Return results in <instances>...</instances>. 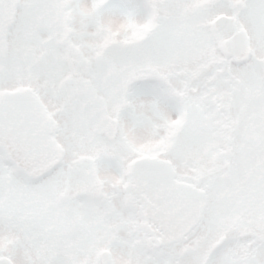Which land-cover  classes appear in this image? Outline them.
<instances>
[{
	"label": "flooded vegetation",
	"instance_id": "obj_1",
	"mask_svg": "<svg viewBox=\"0 0 264 264\" xmlns=\"http://www.w3.org/2000/svg\"><path fill=\"white\" fill-rule=\"evenodd\" d=\"M38 2L0 0V188L9 186L11 192H7L0 209L5 231L0 235V242L3 239L4 244L0 245V258L16 264L15 247L24 248L27 239L32 241L27 232L39 222L41 227L45 221L40 220L41 213L33 205L32 194L27 193L25 197L24 190L57 175L62 177L63 189L50 203L54 214L49 212L46 217L47 221H52L48 235L57 246L65 243L68 235L79 234L83 228H98V224L103 227L101 217L106 210L113 217H124L129 229L128 237L120 236L115 230L114 240L126 241L133 246L140 244L143 250L148 248L146 240L160 246L161 243L157 242L160 234H173L170 232L177 221L181 223L179 218L182 216L188 221L195 216L196 224L188 230L185 238H178L180 242L188 239L191 233L197 236L202 229L204 208L201 207L204 205L199 198L189 199L182 195L169 179L167 139L163 137L161 147L147 149L134 143L137 114L132 96L136 89L127 95V82L123 80L119 100L117 97L104 98L105 91L118 95L112 82L119 80L120 76L107 74L101 66V70L89 66L90 59L85 54L79 70L78 46L73 45L77 36L71 13L73 5L50 0L45 7L44 3ZM26 12L33 17L25 18ZM81 21L84 32L87 23ZM40 33L45 34L42 35L44 40L40 39ZM62 67L69 74L59 82L57 71ZM197 102L194 107L199 108ZM103 116L118 123L113 141L110 140L112 136L95 129ZM255 116L256 120L254 115H246L249 122L245 126L250 129L234 128L227 115H213L208 126V138L214 141V145L209 146L210 182H224L225 207L230 216L229 225L221 236L225 237L222 246H216L221 238L218 237L206 252L198 244L200 238L192 237L193 250L186 255L191 254L196 259L200 253L204 254L199 264H214L215 255H219L224 264H264V232L261 230L264 226V201L261 199L264 188V114ZM216 118L227 122L216 123ZM213 122L216 125H212ZM165 129L167 132L166 126ZM94 140L99 144H94ZM242 141L245 144L240 146ZM109 147H115L113 154L106 152ZM243 151L244 155H241ZM86 153L93 154L89 157L90 162L86 161ZM195 163L188 168L194 171L192 177L177 170L178 181L183 183V179H189L192 187L199 188L198 170L202 164L196 160ZM104 165L113 168L115 179L102 175ZM80 179L91 184L90 189L79 190L73 185ZM110 184L115 190L109 189ZM153 185L159 187L167 204L166 211L150 204L145 191L146 187L152 189ZM18 189L22 192L19 195ZM195 211L199 213L195 214ZM70 217L73 220H69ZM87 220L90 225L85 223ZM92 220H97L98 224L94 225ZM14 229L18 231L17 235ZM135 232L145 235L143 245L144 238L132 234ZM170 244H175V239H170ZM161 245L164 246V242ZM102 250L108 249L100 252ZM36 257V263L32 262L34 258H25V264H40L41 258ZM146 258L149 259L147 251ZM112 259L114 262V257ZM98 260L101 264L100 257ZM46 263L51 264V261L47 259Z\"/></svg>",
	"mask_w": 264,
	"mask_h": 264
},
{
	"label": "rangeland",
	"instance_id": "obj_2",
	"mask_svg": "<svg viewBox=\"0 0 264 264\" xmlns=\"http://www.w3.org/2000/svg\"><path fill=\"white\" fill-rule=\"evenodd\" d=\"M49 1L50 0H39L38 3H44L45 7H47ZM152 1L157 5V10H155L156 13L162 15L161 17H164V19L161 28H158L160 32L145 43L141 48V53H135V55L132 51H121L116 49L109 50L105 52L101 58H98L94 51L96 47L101 45V41L95 35L98 23L97 19H99L103 28L107 27L111 32L117 34V40H122L124 34L129 38L133 37L131 31L132 25L140 29L146 28L148 26L147 23L152 19L151 14L146 13L142 8H140L138 12L131 14L125 10L120 3L109 4V6L99 14L97 11L99 0H79L77 2L68 0V4L74 7L71 13L74 16L73 24L75 25L77 36L74 38L75 42H73V45L78 46L76 58H78L77 66L79 70L82 68L81 58L85 54L89 56V66L94 65L98 70H101L99 66L102 67V64H107L112 72H115L114 75L118 74L121 82L114 79L112 84L113 87L118 89L117 92L119 93L118 95H113L112 92L109 93L105 91L102 96L108 99L117 97L116 100H119L123 92V79L132 72L134 66H137L138 71L139 64L143 62H148L151 68H154V74H160V71L163 72L164 75L176 72V76H171L170 79L178 88L177 90L183 95L198 94L200 89L195 92H192V90H189L190 92L180 90L181 82L177 80L183 76L182 72L185 70H194L198 67L203 58H210L212 54H217V52H219V42L232 36L235 29L243 28L250 37L254 56L247 66L234 69L233 72L236 73L237 81L241 78L242 85L246 88V93L249 94L250 97L245 98L240 88L238 90L239 94L235 95L234 99L231 100V88L228 87V83L216 81L209 85V88H211L213 92H210L207 99H201V102L205 103V100H208L215 105L220 102L222 106L215 110L216 114H219L220 109H223V106L228 104L234 112L233 116L237 118L236 122H233V127L235 128L237 126L240 129H250L245 126L247 122H249L246 115L252 114L254 115V120H256L255 115L264 114V82L262 81L264 67V0H230L235 6L222 1L214 4L215 0ZM207 5H211L210 8L203 11L196 19L193 20L187 17L190 21L180 22L184 20V13L200 10ZM218 15H226L227 20L225 29L217 35L219 41L215 42L213 35L210 33V23L212 19ZM27 17L33 16L26 12L25 18ZM58 17L60 19L62 18L61 15H58ZM82 19L87 23V28L84 32L82 29ZM42 35L45 34L40 33V39L44 40L45 37ZM59 61L61 60L59 59ZM95 73H97V71ZM57 74L60 82L61 78L67 76L69 72L65 67H62L57 71ZM57 89L58 91L60 89L58 82ZM152 91L153 88L143 89L140 87L136 89L135 95L132 96L136 102L135 110L137 114L134 143L143 149L161 147L163 145V137L166 139L168 137V131H165V126L168 128V125H178L180 114L185 110L182 106L176 109L170 104L165 103L155 92L153 95ZM69 94L71 95V90H69ZM214 94H216V96H211ZM252 94L253 97L251 98ZM195 99L194 104H196L197 101L200 102L199 99ZM200 108L201 105H199V108L194 106L188 108V111H190L188 121L182 132L178 134L176 143L171 147L168 153V177L173 181L175 187L182 195L185 197L187 196L189 199L199 198L201 204L204 205V207H201L202 209L204 208V215L201 216L203 219L200 226L202 229L196 233L197 236L191 233L188 239H185L184 242H180L178 238H185L188 230L190 231L196 224L195 216H193L190 221L182 216L179 218L181 219V223L177 221L173 226L170 232H173V234L167 232H164V235L160 234L157 242L161 244L164 242V253L172 257L170 264H199L204 254L201 255L200 253L199 257L196 259H194L191 254L186 255L189 251L193 250V245L191 244L193 240L192 237L196 236L200 238L198 244L207 252L215 239L221 237L229 225L230 211H227L225 207L223 195V188L225 187L224 182L217 181L211 183L210 176H206L199 181V188H196L192 187L189 179H183V183L178 181V172H183L192 177L194 171L192 172V170H188V168L190 165L196 164L195 160L202 164L201 171L203 176H205L206 171L212 166L210 165L209 146L214 145V141L208 138L210 131L208 126L211 122L203 118L205 108ZM213 124H215V122H213L212 125ZM161 125L162 127H160ZM251 129H256V127H251ZM254 137L257 138V135H254ZM94 144H99V142L94 140ZM167 144L168 143H166V145ZM242 144H245V142L242 141L239 145L242 146ZM114 149L115 147L106 148V152L113 154L112 151ZM85 155L86 161L90 162L89 157L93 154L86 153ZM241 155H244V151ZM183 160L185 163H183ZM79 161H81L80 158ZM174 164H177L179 167H176ZM101 173L107 179H115L112 167L104 165L103 172ZM61 179L62 177L57 175L53 177V179L41 182L40 185L31 186L29 190H24L25 197L27 193L32 194V198L34 199L33 205L36 211L41 213L40 220L45 219V221H43L41 227H39V222L37 226L27 232L30 234L33 242L27 239L28 242L24 243V248L19 249V247H15L16 257H14V259H16V264H25V258L30 260L34 258L32 262L36 263V256L41 258V260H39L40 264H47V259L51 261V264H99L98 259L101 249L110 250L114 257V262L112 264H154L150 259L146 260L147 250H143L140 244H134L133 246L126 241L116 242L114 240L116 236L115 230H118L117 233L123 237H128L130 233L125 225V218L121 216L113 217L108 210H106L105 214L101 217L103 227L99 226L97 220L95 222L92 220L94 225L98 224V228L91 226H89L88 229L83 228L78 232L79 234L73 233L71 236L68 235L65 243L58 246L52 243L48 235V227L52 224V221H47L46 217L49 212L50 214L51 212L54 214L50 203L52 204L55 201V194L63 189ZM73 185L79 190L86 187L90 189L91 186V184L84 179L76 180ZM151 188L152 189L146 187L145 191L150 198V204L166 211L167 204L165 203L159 187L153 185ZM109 189L115 190L112 184H110ZM7 192L11 194L10 187L2 185L0 188V209L4 203ZM17 193L19 195L22 192L18 189ZM72 193H74V191H72ZM215 197H218V200ZM15 198H17V196ZM11 199L10 197V200ZM261 199L264 201V188L261 193ZM197 213L199 212L195 211V214ZM16 216L18 215L16 214ZM179 219L176 218L175 220ZM69 220H73V218L70 217ZM1 222L2 218L0 217V235L3 233L5 234ZM85 223L90 225L88 220L85 221ZM10 230L11 229H9V233L11 232ZM261 230L264 232V226ZM13 231H16L15 234L17 235L18 231L15 229ZM27 233L25 235H27ZM132 234L146 240L145 235L138 234L137 232ZM53 237L54 240H57L56 236ZM77 237L79 239H76ZM170 239H175V244H170ZM2 241L3 239L0 245L3 246L4 244H2ZM157 246L159 247V245ZM214 264H224L223 259L220 258L219 255H215Z\"/></svg>",
	"mask_w": 264,
	"mask_h": 264
},
{
	"label": "trees",
	"instance_id": "obj_3",
	"mask_svg": "<svg viewBox=\"0 0 264 264\" xmlns=\"http://www.w3.org/2000/svg\"><path fill=\"white\" fill-rule=\"evenodd\" d=\"M221 1L235 6L230 0H215L214 4L220 3ZM112 3H121L131 14L142 8L146 13L151 14L152 19L148 23V26L143 29L132 25L131 31L133 37L129 38L126 34H124L122 40H117V34L111 32L107 27L103 28L98 21L95 35L101 41V45L94 49L96 52V57L101 58L105 52L116 49L121 51H132L134 54H140L141 48L145 45V43L160 32L158 28H161L164 17H161L162 15L156 13L155 10H157V5L152 0H101L99 1V7L97 10L101 12ZM133 4H135V6ZM210 6L211 5H207L202 7L200 10L184 13V20H181L180 22L190 21L187 17L192 18L193 20L196 19L203 11H206L208 8H210ZM102 67L106 69L105 72L107 74L112 76L115 74V72H112L107 64H102ZM234 69H240V67H234L231 61L224 57L220 51L217 52V54H212L210 58H203L197 68L194 70L183 71V76L177 80L178 82H181L180 90H185L187 92L192 90V92H195L200 89L198 94H191L188 96L183 95L172 83L170 78L171 76L175 77L177 74L176 72L173 74L164 75L163 72L159 70L160 74H154V68H151V65L148 62L140 63L138 66V71L137 66H134V71L132 70V72L128 74L123 80L127 82V95H129L133 89L140 87L154 88L155 90H160V96L163 97V99L168 104L176 109L180 108V106L185 109L180 114V121L178 125H168V128L166 127L168 131L167 146L169 150L168 152H170L171 147L176 143L178 134L182 132L185 124L188 121L190 114L188 108L194 106V101L196 100L195 98L200 100V109L205 108L203 118L209 122L213 120V115H227L230 117L228 120H231L232 124L233 122H236L237 118L233 117L234 112L228 104H225L223 109H220V113L216 114L215 110L222 106L220 102L216 103V105L209 102L208 100H205V103L201 102V99H207L210 92H213L212 89L209 88V85L216 81L228 83V87L231 88V100L234 99L235 95L239 94L238 90L240 88L243 96L245 98H249L250 95L246 93L247 90L245 87H243L241 78L237 81L236 73L233 72ZM262 81L264 82V67ZM211 96H216V94ZM252 97L253 94L251 98ZM215 120L219 123L227 122L225 119L221 118H216ZM201 169L202 168L198 170L199 181H201L203 177L209 176V170H207L205 176H203ZM151 257L153 259H159L162 258V254L159 250H157L156 247H153Z\"/></svg>",
	"mask_w": 264,
	"mask_h": 264
},
{
	"label": "water",
	"instance_id": "obj_4",
	"mask_svg": "<svg viewBox=\"0 0 264 264\" xmlns=\"http://www.w3.org/2000/svg\"><path fill=\"white\" fill-rule=\"evenodd\" d=\"M226 16H220L213 20L211 24V29L214 34H217L219 31L224 29L226 25ZM220 49L222 53L230 58L232 60V63L234 65H244L250 62L252 57V49L250 44V38L247 34V32L244 29H239L233 33V35L221 42ZM111 120L108 116L102 117L98 123L95 125V129L99 133H106L108 136H114L116 125H113L116 123V121H113L112 124L108 122ZM113 140V139H112ZM43 147V144H42ZM41 147V148H42ZM173 194V193H172ZM171 197V193H170ZM224 242V239H221L218 243V246H220ZM102 257V264H111L112 259L110 256V253L108 251L101 252ZM0 264H11L6 259H0Z\"/></svg>",
	"mask_w": 264,
	"mask_h": 264
}]
</instances>
